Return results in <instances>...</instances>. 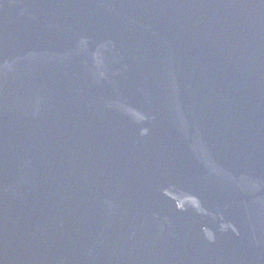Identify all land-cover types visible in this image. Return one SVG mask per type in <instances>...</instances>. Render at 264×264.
<instances>
[{
    "label": "water",
    "instance_id": "water-1",
    "mask_svg": "<svg viewBox=\"0 0 264 264\" xmlns=\"http://www.w3.org/2000/svg\"><path fill=\"white\" fill-rule=\"evenodd\" d=\"M0 264H264V0H0Z\"/></svg>",
    "mask_w": 264,
    "mask_h": 264
}]
</instances>
